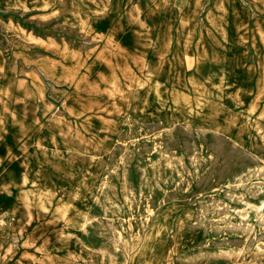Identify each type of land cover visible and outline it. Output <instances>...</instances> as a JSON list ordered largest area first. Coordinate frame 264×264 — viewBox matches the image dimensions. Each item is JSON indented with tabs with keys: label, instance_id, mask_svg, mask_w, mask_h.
I'll list each match as a JSON object with an SVG mask.
<instances>
[{
	"label": "rangeland",
	"instance_id": "obj_1",
	"mask_svg": "<svg viewBox=\"0 0 264 264\" xmlns=\"http://www.w3.org/2000/svg\"><path fill=\"white\" fill-rule=\"evenodd\" d=\"M262 37L264 0H0V264H264Z\"/></svg>",
	"mask_w": 264,
	"mask_h": 264
},
{
	"label": "bare ground",
	"instance_id": "obj_2",
	"mask_svg": "<svg viewBox=\"0 0 264 264\" xmlns=\"http://www.w3.org/2000/svg\"><path fill=\"white\" fill-rule=\"evenodd\" d=\"M211 36V35H210ZM213 37V36H211ZM264 39V37H262ZM216 40V38H214ZM212 40V39H211ZM213 41V40H212ZM152 44V43H151ZM262 48V47H261ZM260 52V51H259ZM264 52V51H263ZM149 80V79H148ZM5 85V84H4ZM11 85V84H10ZM141 90V89H140ZM153 90V88H152ZM259 90V89H258ZM11 93L10 88H5L4 86H0V100H3L4 98H9ZM145 93V92H144ZM155 93V92H154ZM141 94V93H140ZM149 94V93H148ZM157 94V93H156ZM167 94V93H166ZM145 95V94H144ZM149 96V95H148ZM238 96V94H237ZM260 96V95H259ZM239 97V96H238ZM140 100V99H139ZM176 103H182L183 104V98L182 96H175ZM224 100V99H223ZM257 101V100H256ZM142 105V103H141ZM181 105V104H180ZM248 105V104H247ZM146 106V105H144ZM149 107V106H148ZM157 107V106H156ZM228 107V106H227ZM162 108V107H161ZM253 108V107H252ZM255 108V106H254ZM253 108V109H254ZM232 109V108H231ZM140 110V109H139ZM161 110V109H160ZM167 110V109H166ZM190 110V109H189ZM241 110V109H240ZM187 111L184 109V112ZM252 111V110H251ZM130 112V111H129ZM152 112V111H151ZM167 112V111H166ZM165 112V113H166ZM180 112V110H179ZM232 112V110H231ZM249 112V111H248ZM253 112V111H252ZM172 113V112H171ZM262 113V112H261ZM138 114V113H137ZM154 114V113H153ZM183 114V113H182ZM181 114V115H182ZM190 114V113H189ZM223 111L215 107L211 110V113L208 116V120L206 123L208 124L206 128L212 129L215 131H221L225 130L227 131L233 138H235L237 141L242 143L243 145L249 144L248 141L245 138V127L242 125V121L238 118V116H222ZM250 114V113H249ZM257 114V113H256ZM176 115V114H175ZM193 115V114H192ZM197 115V114H196ZM245 115V114H243ZM145 116V115H144ZM151 116V114H150ZM171 116V115H170ZM137 117V116H136ZM191 117V116H190ZM200 117V116H199ZM243 117V116H242ZM205 118V117H204ZM249 118V117H248ZM263 118V117H262ZM247 119V118H246ZM167 120V119H166ZM169 120V119H168ZM168 123V122H167ZM174 125V124H173ZM252 126V125H251ZM254 126V125H253ZM169 127V126H168ZM242 134V135H241ZM241 135V136H240ZM261 138V137H260ZM258 139V138H257ZM262 142V141H261ZM259 147V146H258ZM257 148V147H256ZM260 150V149H259ZM263 150V149H262ZM262 153V152H260ZM71 154V153H70ZM77 154V153H76ZM74 156V155H73ZM72 158V157H71ZM92 158V156H91ZM76 159V158H75ZM262 159V158H261ZM103 160V158H102ZM263 161V160H262ZM88 165V164H87ZM41 166V165H40ZM51 166V165H50ZM54 166V165H53ZM97 167V166H96ZM55 168V167H54ZM74 168V167H73ZM95 168V167H94ZM17 172V171H16ZM82 172V171H81ZM72 173V172H71ZM93 173V172H92ZM82 174V173H81ZM83 175V174H82ZM86 178V177H84ZM85 182V181H84ZM72 185V184H71ZM77 186V185H76ZM72 188V187H71ZM74 189V188H73ZM76 190V189H75ZM78 194V193H77ZM78 196V195H76ZM73 197V196H72ZM80 197V196H79ZM75 198V197H74ZM77 198V197H76ZM74 200V199H73ZM79 200V199H78ZM68 201V200H67ZM70 201V200H69ZM73 202V201H71ZM165 210V209H164ZM169 210V209H167ZM171 213V212H170ZM164 214V213H163ZM157 220V219H156ZM170 221V220H169ZM155 222V221H154ZM155 224V223H154ZM157 225V224H156ZM155 225V226H156ZM168 225V224H167ZM166 225V226H167ZM154 226V225H153ZM158 226V225H157ZM165 226V225H164ZM156 229V228H155ZM158 229V228H157ZM158 232V231H157ZM160 232V231H159ZM2 236V235H1ZM29 240V239H28ZM42 251V250H41ZM68 255V254H67ZM9 256V255H8ZM6 260V259H5ZM28 260V258H27ZM71 260V259H70ZM31 262V261H30ZM33 263V262H32ZM30 264V263H29Z\"/></svg>",
	"mask_w": 264,
	"mask_h": 264
}]
</instances>
